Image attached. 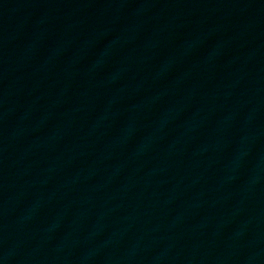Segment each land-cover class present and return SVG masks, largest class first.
Returning a JSON list of instances; mask_svg holds the SVG:
<instances>
[{
	"label": "water",
	"instance_id": "95a60500",
	"mask_svg": "<svg viewBox=\"0 0 264 264\" xmlns=\"http://www.w3.org/2000/svg\"><path fill=\"white\" fill-rule=\"evenodd\" d=\"M0 264H264V0H4Z\"/></svg>",
	"mask_w": 264,
	"mask_h": 264
}]
</instances>
